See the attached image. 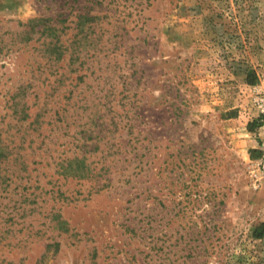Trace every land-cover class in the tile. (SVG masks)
<instances>
[{"label":"rangeland","instance_id":"374dc122","mask_svg":"<svg viewBox=\"0 0 264 264\" xmlns=\"http://www.w3.org/2000/svg\"><path fill=\"white\" fill-rule=\"evenodd\" d=\"M263 222L264 0H0V264H264Z\"/></svg>","mask_w":264,"mask_h":264},{"label":"trees","instance_id":"16d2710c","mask_svg":"<svg viewBox=\"0 0 264 264\" xmlns=\"http://www.w3.org/2000/svg\"><path fill=\"white\" fill-rule=\"evenodd\" d=\"M255 237L260 239L264 238V222L255 230Z\"/></svg>","mask_w":264,"mask_h":264}]
</instances>
